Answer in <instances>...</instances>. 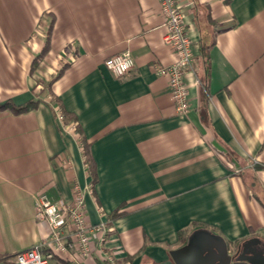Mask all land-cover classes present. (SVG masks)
Segmentation results:
<instances>
[{
  "label": "crops",
  "instance_id": "1",
  "mask_svg": "<svg viewBox=\"0 0 264 264\" xmlns=\"http://www.w3.org/2000/svg\"><path fill=\"white\" fill-rule=\"evenodd\" d=\"M178 3L195 54L186 115L157 74L176 61L158 0H0V103L40 102L0 111V264L49 237L36 196L68 203L75 185L93 186L88 221L122 213L111 220L119 264H176L186 247L187 263L216 264L217 237L231 254L264 241V0ZM127 51L135 67L118 78L105 62ZM80 264L110 263L94 247Z\"/></svg>",
  "mask_w": 264,
  "mask_h": 264
},
{
  "label": "built area",
  "instance_id": "2",
  "mask_svg": "<svg viewBox=\"0 0 264 264\" xmlns=\"http://www.w3.org/2000/svg\"><path fill=\"white\" fill-rule=\"evenodd\" d=\"M165 19L166 34L164 43L176 55V61L167 67L157 68V74L167 76L172 100L179 115L190 110L189 86L186 75L193 70L194 42L185 23L184 11L178 0H158ZM106 68L116 77L122 78L135 67L132 54L127 51L115 55L105 62ZM199 84V81H195ZM57 120L66 133H76L77 123L66 122L64 113L56 109ZM92 185L86 189L92 191ZM86 189L74 186L71 202L63 200L52 202L46 194L36 196V217L50 227L49 237L36 246L17 253L16 264H51L55 260L80 264L88 259L94 247L98 248L100 258L110 264H119L118 256L122 248L110 245L114 242V229L111 220L92 223L87 219Z\"/></svg>",
  "mask_w": 264,
  "mask_h": 264
},
{
  "label": "water",
  "instance_id": "3",
  "mask_svg": "<svg viewBox=\"0 0 264 264\" xmlns=\"http://www.w3.org/2000/svg\"><path fill=\"white\" fill-rule=\"evenodd\" d=\"M214 145L221 151L225 152V149L218 144L217 142H214ZM217 237V236H215ZM220 242V247L218 246L216 248V259L217 262L216 264H264V252H257L256 251H251L248 252L246 251V244L244 245V249H241L242 247H238L236 252H234L233 254H231L230 250L228 249L226 243L221 240V238H218ZM251 244H255V245H262L264 247V242L259 239V238H253L252 240H250L248 242V246H250ZM185 251H189V248H183L181 250H176L172 252V256L176 262V264H199L198 263V259L195 261H191V262H186L183 260V252Z\"/></svg>",
  "mask_w": 264,
  "mask_h": 264
},
{
  "label": "trees",
  "instance_id": "4",
  "mask_svg": "<svg viewBox=\"0 0 264 264\" xmlns=\"http://www.w3.org/2000/svg\"><path fill=\"white\" fill-rule=\"evenodd\" d=\"M49 49H50V40L48 38L47 41H46V45H45L43 51L41 52V54H40V56L38 58L39 59H43L47 55V53L49 52ZM37 66H38V61L36 60L35 63H34V68H36ZM207 67L209 69V65L208 64H207ZM39 103L40 102L38 100H35V99H32L29 102H26V103L21 104V105H16V104H14L11 101H7L5 103H0V111L8 110V111L12 112L13 114L19 115V114L27 113V112H30V111L36 109L38 107ZM58 107L61 108L60 105ZM63 113H64V116H65L66 122H68L71 119H73V116H71L69 113H67L65 111ZM202 113H203V116L205 117L206 113H207L206 109H205V104L202 107ZM76 134H78L80 136V141H81L82 148H83V151H84L86 163L88 164V167H89L91 173L95 177L94 181L96 182L97 179H96V172H95V164H94V161L91 158L90 147H89V144L87 143V141L84 139V137L82 135V132H81V130H80V128L78 126L76 128ZM121 214L122 213H120L119 210H116L115 212H113L110 215V219L114 220L115 218L119 217ZM67 264H69V263H67Z\"/></svg>",
  "mask_w": 264,
  "mask_h": 264
},
{
  "label": "flooded vegetation",
  "instance_id": "5",
  "mask_svg": "<svg viewBox=\"0 0 264 264\" xmlns=\"http://www.w3.org/2000/svg\"><path fill=\"white\" fill-rule=\"evenodd\" d=\"M263 241V240H262ZM264 242V241H263ZM257 250V252H259V251H261V252H264V247L260 244V245H257V247H256V249L255 250H251V251H256Z\"/></svg>",
  "mask_w": 264,
  "mask_h": 264
}]
</instances>
